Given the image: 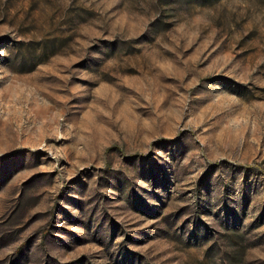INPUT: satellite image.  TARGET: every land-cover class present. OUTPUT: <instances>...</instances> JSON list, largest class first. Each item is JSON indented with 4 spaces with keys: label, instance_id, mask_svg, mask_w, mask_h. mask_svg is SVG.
<instances>
[{
    "label": "rangeland",
    "instance_id": "1",
    "mask_svg": "<svg viewBox=\"0 0 264 264\" xmlns=\"http://www.w3.org/2000/svg\"><path fill=\"white\" fill-rule=\"evenodd\" d=\"M0 264H264V0H0Z\"/></svg>",
    "mask_w": 264,
    "mask_h": 264
}]
</instances>
